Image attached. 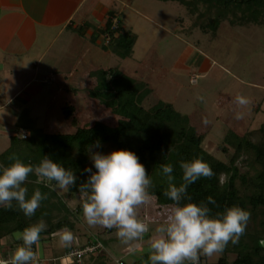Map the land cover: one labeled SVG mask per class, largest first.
Here are the masks:
<instances>
[{"label":"rangeland","instance_id":"obj_1","mask_svg":"<svg viewBox=\"0 0 264 264\" xmlns=\"http://www.w3.org/2000/svg\"><path fill=\"white\" fill-rule=\"evenodd\" d=\"M115 1L111 8L116 11L127 30L136 35L131 56L122 59L115 54L105 53L102 45H106L107 39L105 42L103 35L98 36V48H90L92 52L88 50L91 44L83 40L81 46L76 45V55L79 54L76 62L80 66L78 73L72 76L75 80L73 83L70 82L72 77L64 74L59 76L60 82L48 86L45 91L31 87L16 99L15 104L10 106L11 109L29 108L37 116L31 121L28 119L30 124L46 132L71 130V126L60 115V107L66 102L76 106L78 124L89 125L94 121L104 120L107 124L114 125L115 118L109 112H103L97 105L88 104L84 98L86 90L91 87V83H88L89 72L98 67H109L116 68L133 79L130 96L136 101L142 104L162 101L171 107L179 120L193 124L197 130L202 131V148L218 160L228 161V156L219 148L228 131L239 135L249 133L250 141H261L257 129L264 122V22L232 26L228 23L229 19H226L221 21L212 37L209 31L204 33L198 27L199 24L209 23L211 15L198 18L197 14H190L178 2ZM99 2L105 7L111 4V0ZM105 19L106 16L99 18L92 28H102ZM54 50L51 51L55 52ZM27 76L25 73L23 78ZM72 89L76 91L73 92ZM2 92L4 91L1 94ZM28 94L32 96L30 99ZM237 95L247 98L249 103L237 106L234 103ZM237 111L242 113L240 120L234 119ZM10 129L3 128L0 121V130L10 132ZM12 131H15L14 128ZM0 141L1 146L9 138L0 134ZM111 151L112 147L105 146L101 153L107 154ZM229 152L231 154L232 149ZM242 160L244 161L237 163L241 172L253 175L257 167L251 168L245 157ZM224 179L222 175L220 180ZM54 192L71 210L80 201L79 196H71L57 187ZM50 203V216L29 220V223L43 220L48 227L66 218L73 226L70 231L74 241L71 244L86 242L90 238L98 241L102 246L101 261L104 264H117L118 260L124 264L136 263L141 255L147 254L149 237L155 234L154 229L165 218L162 213H152L151 210L149 214V206L142 205L137 214L138 217L139 214H144V217L139 218L149 225V232L139 241L129 242L131 245L139 243V248L129 252V244H124L117 238L115 228L88 226L82 213L74 214L73 211V214H67L54 198L50 199ZM40 208L39 206L36 210ZM248 225L254 226L252 222ZM258 236L264 240L263 231H259ZM17 242L19 241L13 239L12 235L0 240L3 260H10L19 245ZM262 244L264 245V241ZM228 248L231 249L230 243ZM34 251V261L38 264H62L64 261L71 263L64 258L65 247L58 243V237L54 235L49 239L40 236ZM98 251L85 255L82 264L97 262ZM220 257L221 252L212 256H201L200 261L202 264H214ZM225 259L230 263L235 259V254L229 250Z\"/></svg>","mask_w":264,"mask_h":264},{"label":"trees","instance_id":"obj_2","mask_svg":"<svg viewBox=\"0 0 264 264\" xmlns=\"http://www.w3.org/2000/svg\"><path fill=\"white\" fill-rule=\"evenodd\" d=\"M157 1L178 2L190 14H197L198 18L207 14L211 15L209 23L199 24L198 27L204 33L209 31L212 37L215 36L221 21L226 19H229L228 23L232 26L264 22V0ZM105 16L104 25L92 32L90 42L94 43L98 36L103 35L104 39H107L106 47L103 46L105 50L122 59L130 57L136 35L127 30L113 7L106 12ZM88 78L91 87L89 86L86 90L85 100L89 102L88 104L97 105L103 112H109L115 118L114 125L107 124L104 120H97L89 125L78 124L76 121L78 110L71 102H66L60 107L62 120L71 126L69 132L42 131L31 125L30 121L25 120V114H22L15 124L13 135L9 136L8 147L0 153V165L7 167L13 159H17L35 166L46 155L65 169L71 170L78 177L77 183H81L88 176V173H82V170L85 167H92L91 153L87 151V148L98 140L101 147H93V152H101L105 146H110L113 151L127 149L137 155L139 162L144 165L146 174H149L152 180L149 192L155 199L146 204L149 206L148 213L152 211V213L166 215L172 201L163 195L167 189V181L160 174V165L163 163L173 165L174 183L179 185L182 182L179 162L202 159L209 165L213 175L201 177L195 183L188 185L186 196L189 199H182L180 203L206 202L205 198L211 196L215 200V205L208 204L210 215L223 213L225 208L238 206L250 213L248 223L252 222L254 225L247 224L238 242L236 244L229 242L231 249L228 248V243L221 252L222 257L214 264H264L262 244L264 240L258 236L259 231L264 232V122L257 129L261 136L260 142L250 141L249 133L239 135L228 131L219 145L221 151L228 156V161L223 162L202 148L204 133L197 130L193 124L179 120L168 104L159 100L151 104H142L130 96L133 79L120 70L98 67L89 72ZM21 131L26 135L23 140L17 136V133ZM229 149H232L231 154ZM243 157L247 158L251 168L257 167L253 175L249 176L247 172L242 173L238 167L237 163L240 160L244 161ZM222 175L225 178L224 181L220 180ZM23 186L27 189L26 199L36 189L46 194V199L41 201L40 210H36L31 217H25L15 206V202L12 208H0V240L31 225L29 220L34 221L50 216L51 198L57 199L60 207L67 214H73V211L74 214L82 213L83 201L79 199L78 205L73 210L69 209L55 194L54 182H45L34 173H30ZM68 193L71 196H79L76 186H73ZM139 217H144V214H139ZM64 227L73 230L71 223L63 218L50 224L40 236L49 239L53 233ZM92 240L93 238H90L86 242L70 244L65 247V250L68 251L74 247L82 248L90 244ZM35 248L36 245L33 246V252ZM229 250L235 254V259L230 263L225 259ZM98 252L96 257L98 261L94 264L99 262L104 264L101 261L100 250ZM91 260H93L92 256ZM35 264L38 263L35 262ZM134 264H148L147 254L141 255ZM200 264H202L201 261Z\"/></svg>","mask_w":264,"mask_h":264},{"label":"clouds","instance_id":"obj_3","mask_svg":"<svg viewBox=\"0 0 264 264\" xmlns=\"http://www.w3.org/2000/svg\"><path fill=\"white\" fill-rule=\"evenodd\" d=\"M234 103L244 106L247 98L237 95ZM234 119H242L237 111ZM24 132L18 133L24 139ZM100 148L97 140L87 148L91 153L92 167H85L82 173H88L87 179L77 183L78 177L48 156H43L38 165L25 164L17 159L7 167L0 165V208L15 206L25 217L34 215L46 194L39 189L26 199L25 184L30 173H34L45 182H54V186L68 192L73 186L79 193L82 216L88 226H100L116 229L115 235L124 244L139 241L149 232V225L138 217V209L155 197L149 192L152 180L146 174L144 165L137 155L127 149H117L107 154L93 152ZM181 183H174L173 165H160V174L167 181L163 195L172 204L163 221L154 229V235L148 240V264H200L201 256H212L223 251L231 242L236 244L247 227L250 213L238 206L225 208L223 213L210 215L208 204L215 205V200L208 196L206 202L183 203L188 200L186 189L201 177H211L213 172L202 159L179 162ZM95 169V171H93ZM47 225L39 220L22 230L12 233L13 239L21 243L13 251L10 261L0 264H35L33 246L40 240V234ZM58 243L67 247L74 241V236L66 227L53 233ZM139 243L129 244L128 251L134 252Z\"/></svg>","mask_w":264,"mask_h":264},{"label":"crops","instance_id":"obj_4","mask_svg":"<svg viewBox=\"0 0 264 264\" xmlns=\"http://www.w3.org/2000/svg\"><path fill=\"white\" fill-rule=\"evenodd\" d=\"M115 2L111 0L105 7L99 0H0V121L3 128H11L10 132L0 130L1 135H13L22 114L27 115V121L37 118L29 108L10 107L27 89L45 91L60 82L59 76L78 73L76 45L87 40L91 44L88 50L98 48V37L94 43L89 40L98 29L92 25L104 18ZM25 73L28 76L23 78ZM74 81L72 77L70 82ZM31 97L28 94V99ZM8 143L3 141L0 153Z\"/></svg>","mask_w":264,"mask_h":264},{"label":"built area","instance_id":"obj_5","mask_svg":"<svg viewBox=\"0 0 264 264\" xmlns=\"http://www.w3.org/2000/svg\"><path fill=\"white\" fill-rule=\"evenodd\" d=\"M26 135H24V138ZM102 248L101 244L96 241L92 240V242L88 245H85L82 248L74 247L68 251L65 252L64 258L71 262L72 264H81L82 259L87 254H92L95 251H98ZM0 261H5L2 259L1 251H0ZM8 261V260H7ZM117 264H124L121 260L117 261Z\"/></svg>","mask_w":264,"mask_h":264},{"label":"water","instance_id":"obj_6","mask_svg":"<svg viewBox=\"0 0 264 264\" xmlns=\"http://www.w3.org/2000/svg\"><path fill=\"white\" fill-rule=\"evenodd\" d=\"M264 246V245H263Z\"/></svg>","mask_w":264,"mask_h":264}]
</instances>
